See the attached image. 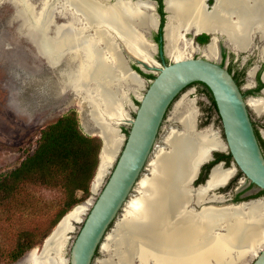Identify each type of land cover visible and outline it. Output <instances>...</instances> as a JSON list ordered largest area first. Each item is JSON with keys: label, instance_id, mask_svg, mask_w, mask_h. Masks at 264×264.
Masks as SVG:
<instances>
[{"label": "bare ground", "instance_id": "6f19581e", "mask_svg": "<svg viewBox=\"0 0 264 264\" xmlns=\"http://www.w3.org/2000/svg\"><path fill=\"white\" fill-rule=\"evenodd\" d=\"M18 1L20 21L24 19L30 31L41 21L46 30L47 26L51 28L49 35L39 37L37 30L28 34L39 47L40 56L49 62L67 60L77 65L70 89L87 104L93 130L105 143L90 184L96 193L123 142L118 127L130 120L123 107L126 92L119 85L140 89L144 84L126 66L117 44L139 60L142 68L143 64L159 66L150 58L155 52L153 42L140 30L154 24L152 13H143L152 6L141 2L144 0H45L37 16L27 0ZM166 6L165 37L171 61L191 57L196 50L184 32H220L238 46L251 26L264 32V0H214L210 10L204 0H166ZM230 13L235 19L232 23L226 20ZM89 29L91 32H87ZM213 37L203 50L209 57L218 56L217 37ZM146 40L153 45L150 56ZM185 97L182 94L176 105ZM247 102L256 114H264V99L249 98ZM196 113L188 103L178 114L184 129L171 130L164 136L166 146L154 153L148 164L149 175L141 176L136 184L138 195L127 199L124 213L101 244V250L106 251L109 240L115 241V260L96 258L95 264H133V259L136 264H234L246 253H257L264 244V197L197 209L191 205L192 201L200 205L208 201L206 190L222 185L235 172L233 166L223 170L217 165L205 185L191 186L196 165L209 156V150L226 149L217 131L195 128ZM261 134L264 138L263 129ZM85 211L86 207L79 204L66 212L41 249L33 248L18 264H66L62 250L73 222L81 221Z\"/></svg>", "mask_w": 264, "mask_h": 264}, {"label": "rangeland", "instance_id": "374dc122", "mask_svg": "<svg viewBox=\"0 0 264 264\" xmlns=\"http://www.w3.org/2000/svg\"><path fill=\"white\" fill-rule=\"evenodd\" d=\"M43 1L45 0H27V3L33 8L34 15L39 16ZM109 1L112 3L115 0ZM205 3L208 9L210 0H205ZM19 4L18 0H0V184L12 169L17 167L27 155L32 153L41 129L70 111H75L79 128L83 134L98 136L93 130V122L88 114L87 104L70 89L74 85L71 75L76 70L77 65L67 60L49 62L40 56L39 47L36 48L28 34L37 30L39 37L40 34L49 35L51 28L47 26L46 30L43 21H41L40 26H33L32 29L34 30L30 31L25 23L26 21L24 22V19L22 22L20 21L21 16L17 9ZM143 13L146 14L147 12ZM154 13L156 14V6ZM32 19L35 20V17H32ZM58 21L60 20L58 19ZM147 27H149L150 31L149 38L153 40L151 38L152 27ZM87 32H91V29ZM191 32L193 30L185 35L190 37L192 36ZM153 55L156 58V52ZM170 59L167 58V62ZM127 60L132 68L133 66L137 67L130 58L127 57ZM238 66L233 65V69L236 70ZM140 71L142 72V70ZM143 73H139L144 83L142 88L135 89L134 86H127V84L124 85L123 83L119 85L120 89H124L126 92L127 99H124L123 107L126 113L129 114L127 115L130 119L133 118L135 108L138 105V95L144 93L151 80L147 75H154L156 70ZM182 94H186V97L179 105H176ZM188 103H192L194 108H196L195 128L201 130L211 127L223 138L219 116L204 86L200 83L190 84L181 91L175 101L169 106L140 177L144 176V174L149 175L150 166L148 164L153 159L154 153L159 148L166 146L163 142L164 136L171 130L182 131L184 129L183 125L177 120V116ZM249 112L258 131L264 130V126H262L264 125V114H256L252 109H249ZM119 128L122 134H126L129 128V121L121 124ZM214 152L226 153V149L224 151L218 149ZM231 162L232 160H230ZM229 166L232 165L230 164ZM111 168L112 166L107 171L104 181L96 193L91 191L90 184L92 179L89 184L88 195L82 190L74 192L78 202L70 207L67 212L79 204L84 205L86 211L81 216V221L73 222L74 228L69 233L67 244L62 250L61 258L66 260V264H68L70 246L82 220L108 177ZM231 179L232 200L230 201L239 202L264 197V193L245 196V193L252 192L257 187L251 185L243 175L239 174L238 169H236ZM240 179L243 181L242 184H239ZM137 188V185H135L128 198L138 195ZM236 192L244 195L239 200L234 201L233 195ZM67 201L68 193L58 181L43 184L36 177H30L28 180L19 182L18 187L13 191L7 192L6 189L0 188V264H18L29 253L30 249H41L44 238L55 227L57 222L55 223L54 221L57 214L66 208ZM123 213L124 209L120 210L116 220ZM114 225H111L112 228L109 229L108 233L114 228ZM21 237H26L27 242L31 241L35 245L26 249L17 259H12V253ZM108 248L106 251H102L100 248L101 252L96 253V258L115 260L116 243L113 239L109 240ZM255 254L246 253L237 259L234 264H251ZM132 263L136 264V259H133Z\"/></svg>", "mask_w": 264, "mask_h": 264}, {"label": "water", "instance_id": "95a60500", "mask_svg": "<svg viewBox=\"0 0 264 264\" xmlns=\"http://www.w3.org/2000/svg\"><path fill=\"white\" fill-rule=\"evenodd\" d=\"M148 1L154 6V0ZM163 4L166 11V0H163ZM165 17L167 20V14ZM158 25L151 29L156 30ZM165 25L166 21L162 27L161 36L164 43L159 50L157 49L156 42L149 38V27L146 26V28L140 29L143 37L153 42L155 52L158 50L160 62L154 58L153 54H151V57L160 66L151 67L150 65L143 64V68H146L143 69L139 65V60L134 59L120 44H117V50L126 66L139 77H141L139 72L132 68L128 63L127 57L142 72L145 73L146 71H153L155 69L156 73L149 81L144 93L138 98V105L135 108L134 116L129 120L127 133L123 134V142L115 157L110 173L91 203L70 246L68 264H95L96 253L100 251L107 232L112 228L111 225H114L120 210L123 209L147 163L159 127L169 106L175 101L181 91L193 82L205 84L211 92L220 119L223 133L222 139L226 145V152L231 155V165L235 169H238L247 178L249 183L253 184L257 189L264 191V154L251 122L247 101L239 85L225 66L206 57L191 56L166 62L164 60V55L167 56ZM196 33L194 31V34ZM191 40L193 39L191 38ZM118 129L120 130L119 127ZM98 137L100 136L98 135ZM104 146L105 143L101 139L98 165ZM213 151L209 150V156L197 163L195 175L191 180V186L202 164L211 159ZM217 165L222 167V162H217L210 168L208 177L211 170ZM243 201L249 200L239 202H224L223 199L222 201H205L206 204L202 203L201 206L208 204L219 206ZM53 230L54 227L44 238L41 247ZM251 264H264V245L255 254Z\"/></svg>", "mask_w": 264, "mask_h": 264}, {"label": "trees", "instance_id": "16d2710c", "mask_svg": "<svg viewBox=\"0 0 264 264\" xmlns=\"http://www.w3.org/2000/svg\"><path fill=\"white\" fill-rule=\"evenodd\" d=\"M157 2L158 12L161 16V27L164 21V12L161 0H157ZM203 36H205V40L208 39V35ZM133 68L142 73L136 66H133ZM147 76L151 79L154 77L151 74ZM200 84L204 86L216 110L210 90L205 84ZM254 131L264 154V142L260 138L258 131L256 129ZM100 147L101 138L83 134L79 128L75 111H70L41 129L32 153L27 155L17 167L4 177L0 188L6 189L7 192L13 191L18 187L19 182L28 180L30 177H36L43 184L58 181L67 191L68 201L66 202V208L57 214L54 221L56 223L70 207L78 202L74 196L76 190H82L86 195L89 194V184L94 177L93 175H95V170H97ZM222 156L226 159L227 163L229 160H232L229 153H222ZM239 174H241L240 171ZM263 193L264 191L260 190L256 195ZM235 200H238L237 196ZM34 245L31 241L27 242L26 237H21L12 253V259H17L21 253Z\"/></svg>", "mask_w": 264, "mask_h": 264}, {"label": "flooded vegetation", "instance_id": "af4514ba", "mask_svg": "<svg viewBox=\"0 0 264 264\" xmlns=\"http://www.w3.org/2000/svg\"><path fill=\"white\" fill-rule=\"evenodd\" d=\"M154 1H155L154 6L148 0H144L141 2H146L152 6V9L146 10L147 13H152V15L154 16L155 22L153 25H150L152 28L156 27L157 20H159L158 21L159 25L157 24L158 28L156 30L151 29L153 32L151 35V38L153 39L154 42H156L157 49L159 50L160 47H162L161 45L164 43V40L161 39L162 27H163L165 21H166V25L168 23L169 12L167 11V9H166V11L164 10L163 0H161L162 10L164 12V16H163L164 21H163L162 26L160 27L161 16L158 12V2H157V0H154ZM204 2H205V0H204ZM108 3H109V1H108ZM213 3H214V0H210L208 10H210ZM155 6H156V14L154 13ZM166 14H167V20L165 17ZM227 17L228 18L226 20L228 23L234 22L235 19L231 13ZM166 25H165V27H166ZM147 26H149V25H147ZM144 28H146V26ZM228 29H230V27ZM159 30L161 31L160 33H159ZM164 31H165V29H164ZM194 31H196V30H194ZM194 31L191 32L192 36H190V37L185 35L188 32H184L185 39L189 40L190 44L196 48V50H194L192 52V54L189 56L197 57L198 54H200V57H208V58L212 59L213 61H217L220 65L225 66L226 69L232 74V76L235 79V81L237 82V84L239 85L241 92H242L246 101H248L249 98L264 99V32L261 31L260 28L256 27L255 25L251 26L248 36L246 37L245 41H241L239 46L231 38H229L227 36V34L221 35L222 33H220V32L219 33H205L204 31H200L199 33L194 34ZM203 35H208V39L205 40V38H204L205 36H203ZM211 36L217 37L216 38L217 48H218V56L217 57H209L203 53L204 48L209 44V42L214 40V37L211 38ZM191 38L193 40H191ZM146 41H148V40H146ZM148 42L150 43V48L148 50L149 56H150V52L153 51V45L150 41H148ZM165 43H166V37H165ZM158 50L156 52V58L155 57L154 58L160 62ZM166 54H167V56L164 55V60L167 62V58L170 59V56L168 55V52H167V48H166ZM150 58H151V56H150ZM170 60H172V59H170ZM154 63H157V62L154 61ZM233 65H239V66L235 70V69H233ZM247 107H248V111H249V109H252L250 107V105L248 104V102H247ZM249 114H250V112H249ZM251 122L253 124L254 129H256L258 131V128L256 127L254 120L251 119ZM262 126H264V125H262ZM258 134H259L260 138L263 140V138L260 134V131H258ZM263 142H264V140H263ZM220 151H224V150H220ZM222 153L228 154L227 152L226 153L225 152H218L217 153V152L213 151L211 159L209 161L205 162L204 164H202L196 178L192 182L193 188H196L198 185L199 186L204 185L207 178L209 179L208 174H209L210 168L214 164H216L217 162H222L223 168L222 167L221 168L223 170H226V169L232 167V166H229L231 164L230 160L227 163L226 159L222 156ZM225 167H227V168H225ZM234 171H236V169ZM234 174H235V172H233V174L222 185L214 187L213 189L209 188L206 190L205 195L207 196V198L210 197L208 202L215 201V200H221L222 201V199L224 200V202L232 200V196H231L232 179L231 178L233 177ZM241 175H243V174L241 173ZM243 177L247 180V178L244 175H243ZM242 182H243L242 179H240L239 184H242ZM251 185H253V184H251ZM259 192H260V190L256 189L252 192H249V193L244 192V193H245V196H247V195L258 194ZM216 195H217V197H216ZM243 195H244L243 193L238 194L236 192L233 195L234 201H237V200H235L236 196L239 200V198L243 197ZM218 196H220V197H218ZM203 204H206L205 201L203 202ZM191 205L195 209H197V207L201 206L200 204L195 203L194 201L191 202ZM211 205L217 206V205H213V204H211Z\"/></svg>", "mask_w": 264, "mask_h": 264}]
</instances>
